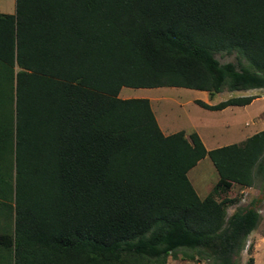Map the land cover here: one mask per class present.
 I'll use <instances>...</instances> for the list:
<instances>
[{
	"label": "trees",
	"instance_id": "16d2710c",
	"mask_svg": "<svg viewBox=\"0 0 264 264\" xmlns=\"http://www.w3.org/2000/svg\"><path fill=\"white\" fill-rule=\"evenodd\" d=\"M165 87L263 89L264 0H15L0 14V264H167L181 249L239 264L260 215L228 217L220 194L264 189V130L208 151L196 132L165 136L148 99L119 98ZM204 158L218 179L201 199L188 173Z\"/></svg>",
	"mask_w": 264,
	"mask_h": 264
},
{
	"label": "rangeland",
	"instance_id": "374dc122",
	"mask_svg": "<svg viewBox=\"0 0 264 264\" xmlns=\"http://www.w3.org/2000/svg\"><path fill=\"white\" fill-rule=\"evenodd\" d=\"M14 8L15 0H0V10L11 11ZM215 57L221 64L236 62L234 55L217 54ZM237 97H255V99L248 106L230 107L223 112L206 111L195 104L196 100H201L206 104L215 105ZM119 98L148 99L161 132L168 127L169 134L184 131L185 135H189L196 132L205 148L209 150L229 142V145L240 144L264 130V88L242 92L225 90L212 97L207 93L184 88H123ZM188 178L201 199L212 191L218 179L208 158H204L191 169ZM220 198L234 200V205L227 209L228 217L239 208L254 207L257 210L260 221L247 238L239 264H249L250 259H252L251 264H264V189L259 183L248 189L233 185L221 193ZM188 255H193L194 260L187 259ZM212 262V259L198 261L196 252L186 249L178 251L177 258H167V264H212Z\"/></svg>",
	"mask_w": 264,
	"mask_h": 264
},
{
	"label": "crops",
	"instance_id": "0c3cea01",
	"mask_svg": "<svg viewBox=\"0 0 264 264\" xmlns=\"http://www.w3.org/2000/svg\"><path fill=\"white\" fill-rule=\"evenodd\" d=\"M15 13V8L13 9V10H11V11H6L5 9H1L0 10V14H14ZM203 93H205V92H203ZM120 94V93H119ZM204 102V101H203ZM206 103V102H205ZM230 107H228V108H226V109H224V110H222V111H219V112H223V111H226L227 109H229ZM168 131H169V127L167 128V129H165V131H162V133L164 134V135H166V136H169V135H171V134H169L168 133ZM174 134V133H173ZM198 134V133H197ZM199 135V134H198ZM186 136H188V135H186ZM230 144V142L229 143H224V144H221L220 146H216L217 148H220V147H223V146H227V145H229ZM216 147H215V149H216ZM212 148H210V150H211ZM206 150H208L209 151V149H206ZM213 150V149H212Z\"/></svg>",
	"mask_w": 264,
	"mask_h": 264
}]
</instances>
